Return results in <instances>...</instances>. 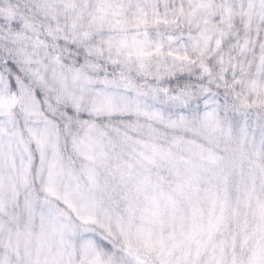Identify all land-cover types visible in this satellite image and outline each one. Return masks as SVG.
Masks as SVG:
<instances>
[{"label": "snow or ice", "instance_id": "obj_1", "mask_svg": "<svg viewBox=\"0 0 264 264\" xmlns=\"http://www.w3.org/2000/svg\"><path fill=\"white\" fill-rule=\"evenodd\" d=\"M0 264H264V0H0Z\"/></svg>", "mask_w": 264, "mask_h": 264}]
</instances>
